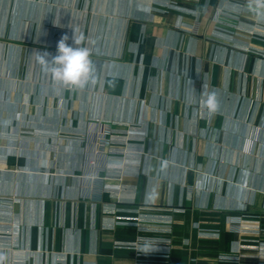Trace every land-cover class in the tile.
I'll return each instance as SVG.
<instances>
[{
    "label": "crops",
    "instance_id": "obj_1",
    "mask_svg": "<svg viewBox=\"0 0 264 264\" xmlns=\"http://www.w3.org/2000/svg\"><path fill=\"white\" fill-rule=\"evenodd\" d=\"M254 4L0 0V264H264ZM64 36L84 88L35 55Z\"/></svg>",
    "mask_w": 264,
    "mask_h": 264
},
{
    "label": "clouds",
    "instance_id": "obj_2",
    "mask_svg": "<svg viewBox=\"0 0 264 264\" xmlns=\"http://www.w3.org/2000/svg\"><path fill=\"white\" fill-rule=\"evenodd\" d=\"M254 9L256 15L264 18V0H255ZM68 36L62 37L58 42L57 55L50 61L47 59L49 53H35L38 62L46 73L68 88H84L95 79L94 62L88 48L78 46L81 41L74 37L77 47L66 43ZM205 105L209 111H216L218 101L214 92L207 93Z\"/></svg>",
    "mask_w": 264,
    "mask_h": 264
},
{
    "label": "built area",
    "instance_id": "obj_3",
    "mask_svg": "<svg viewBox=\"0 0 264 264\" xmlns=\"http://www.w3.org/2000/svg\"><path fill=\"white\" fill-rule=\"evenodd\" d=\"M119 209H117L118 211ZM117 213V212H116ZM117 217V216H116ZM139 218V217H138ZM138 218H136L137 220H139ZM235 222L236 223H247L245 221H242V219L240 217H235ZM170 239L169 238H165L164 242H169ZM169 251V247L166 246L165 249H163V252H168ZM167 254V253H166ZM164 254V255H166ZM221 261H231V260H236L238 259V255L237 256H232V255H220Z\"/></svg>",
    "mask_w": 264,
    "mask_h": 264
}]
</instances>
